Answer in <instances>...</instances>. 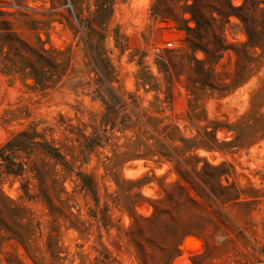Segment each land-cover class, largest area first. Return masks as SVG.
Masks as SVG:
<instances>
[{"label":"rangeland","instance_id":"1","mask_svg":"<svg viewBox=\"0 0 264 264\" xmlns=\"http://www.w3.org/2000/svg\"><path fill=\"white\" fill-rule=\"evenodd\" d=\"M203 1L0 0V264H264V0Z\"/></svg>","mask_w":264,"mask_h":264},{"label":"trees","instance_id":"2","mask_svg":"<svg viewBox=\"0 0 264 264\" xmlns=\"http://www.w3.org/2000/svg\"><path fill=\"white\" fill-rule=\"evenodd\" d=\"M247 0H245L246 2ZM261 0H259L257 3L259 4ZM203 0H193V2L190 5H186L185 8L183 9L184 12H189L191 14V17L188 19H183L181 18L185 24L183 26H178V29L183 31L185 34V41L188 43L191 47H194L193 43H191L189 39V34L192 33L193 31H196L201 27V23L198 21L197 16L201 14L200 10L203 5ZM245 4H242L240 8L245 7ZM216 12L220 15H229V13H226V11L218 8L216 9ZM190 19H194L196 21V26L191 27L188 24V21ZM223 49V46H220L218 51H221ZM22 139L25 138L29 144H31L30 152L39 150L41 153L46 154L47 156H50L55 160V162H58L62 164L65 170H69V165L66 161H64L63 157L59 153V150L55 147H53L50 143L44 141V142H38L34 141V136H30L29 133L27 132H20L17 136L16 139ZM12 141L8 142L4 147L1 148L0 150V157L1 160L4 163H0V169L5 167L7 170V173L11 172V168L17 166L20 170H24V165L25 163L23 162H16L15 161V153L16 151H19L21 149L19 148H13L12 146ZM47 164L43 163L40 166H38V163L36 161H32V165L30 166V171L34 172V177L35 179L38 180L39 183L43 182L45 183L48 179L52 183L53 181H56L55 178L51 177L50 174H48V168H46ZM51 190L53 191V194L57 195L59 191L57 192L55 189V186H51ZM49 191H42L40 197L43 199V201L46 204H52L55 205V202L53 201ZM59 203L61 205L65 204V201L58 199ZM0 222L2 223V226H5V230H7L10 235L9 237H14L18 239L23 246L27 243L28 240V232L31 227V222H25L23 223L21 221L22 219V214L26 211L24 206H22L20 203H17L11 199H7L3 194H0ZM15 217V218H14ZM11 220L15 224L16 227L13 228H8L6 226L7 221ZM3 227H0V230Z\"/></svg>","mask_w":264,"mask_h":264},{"label":"built area","instance_id":"3","mask_svg":"<svg viewBox=\"0 0 264 264\" xmlns=\"http://www.w3.org/2000/svg\"><path fill=\"white\" fill-rule=\"evenodd\" d=\"M167 45H168V46H171V45H172V42H167Z\"/></svg>","mask_w":264,"mask_h":264}]
</instances>
